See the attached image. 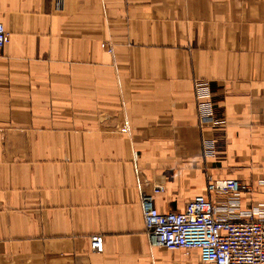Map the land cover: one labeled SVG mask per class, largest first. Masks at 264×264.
I'll return each instance as SVG.
<instances>
[{
	"label": "crops",
	"instance_id": "crops-1",
	"mask_svg": "<svg viewBox=\"0 0 264 264\" xmlns=\"http://www.w3.org/2000/svg\"><path fill=\"white\" fill-rule=\"evenodd\" d=\"M0 22V264H211L152 244L141 197L221 200L211 176L264 204V0H0Z\"/></svg>",
	"mask_w": 264,
	"mask_h": 264
},
{
	"label": "built area",
	"instance_id": "built-area-1",
	"mask_svg": "<svg viewBox=\"0 0 264 264\" xmlns=\"http://www.w3.org/2000/svg\"><path fill=\"white\" fill-rule=\"evenodd\" d=\"M9 42V33L0 22V54ZM112 52L110 46H106ZM195 109L200 128L224 127V116L215 108L207 80L193 84ZM204 157H214L215 139L203 138ZM263 181L259 180V184ZM209 193L222 196L214 201L203 194L195 195L182 210L159 211L153 195L163 191L156 185L143 193L141 204L145 231L150 242L166 250H197L202 262L211 264H264V204L256 202L242 206V196L253 191V186L236 178L214 179L207 176ZM92 252L103 251V236H91Z\"/></svg>",
	"mask_w": 264,
	"mask_h": 264
}]
</instances>
